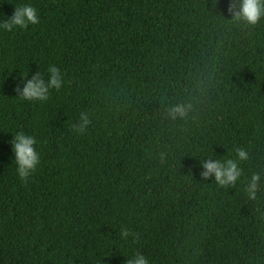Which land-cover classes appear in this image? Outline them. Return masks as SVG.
Returning <instances> with one entry per match:
<instances>
[{
	"label": "trees",
	"instance_id": "1",
	"mask_svg": "<svg viewBox=\"0 0 264 264\" xmlns=\"http://www.w3.org/2000/svg\"><path fill=\"white\" fill-rule=\"evenodd\" d=\"M21 3L40 23L0 31V264H264V17L237 21L238 0H0V21ZM49 65L61 88L20 100ZM17 131L40 153L27 183ZM210 160L240 177L205 179Z\"/></svg>",
	"mask_w": 264,
	"mask_h": 264
},
{
	"label": "clouds",
	"instance_id": "2",
	"mask_svg": "<svg viewBox=\"0 0 264 264\" xmlns=\"http://www.w3.org/2000/svg\"><path fill=\"white\" fill-rule=\"evenodd\" d=\"M236 9L234 17L237 21H245L248 24L255 25L262 17H264V0H238L237 4H231L229 11ZM40 23V15L36 7L31 3L16 4L14 13L11 18L0 21V31L11 32L15 29H26L30 25H38ZM50 78L45 82L40 78L38 73L31 79L24 76V84L22 88H18L19 99L22 101H47L49 98V89L55 88L59 90L62 86V73L55 65H49L47 69ZM187 109L183 105H177L172 109V115L175 117L179 114L181 117L185 116ZM89 123L86 115H82L81 124L76 130L84 132ZM11 148L14 154V161L16 164V172L18 177L24 183L35 174L40 165V153L36 149L37 138L35 135L27 134L24 131H17L11 140ZM241 159H246V153L241 150L239 152ZM202 167L206 171L201 175L207 179L209 176H214L215 180L220 185L235 183L240 177L241 173L237 165L228 160L226 163L219 160L206 161ZM260 177L258 175L252 176V182L248 188V195L250 198H255L257 183ZM124 236L128 235L127 231L123 232ZM128 264H149V260L137 254L134 259L130 260Z\"/></svg>",
	"mask_w": 264,
	"mask_h": 264
}]
</instances>
